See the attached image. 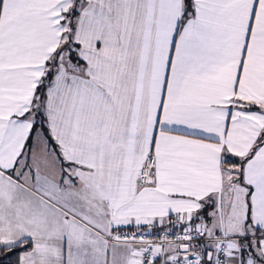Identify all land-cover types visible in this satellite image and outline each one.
Here are the masks:
<instances>
[{
  "label": "snow or ice",
  "instance_id": "snow-or-ice-1",
  "mask_svg": "<svg viewBox=\"0 0 264 264\" xmlns=\"http://www.w3.org/2000/svg\"><path fill=\"white\" fill-rule=\"evenodd\" d=\"M0 264H264V0H0Z\"/></svg>",
  "mask_w": 264,
  "mask_h": 264
}]
</instances>
